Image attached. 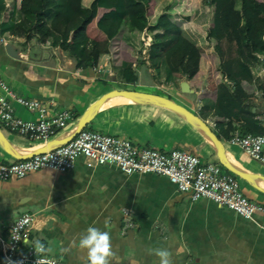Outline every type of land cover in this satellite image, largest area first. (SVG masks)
Instances as JSON below:
<instances>
[{
	"label": "crops",
	"instance_id": "0c3cea01",
	"mask_svg": "<svg viewBox=\"0 0 264 264\" xmlns=\"http://www.w3.org/2000/svg\"><path fill=\"white\" fill-rule=\"evenodd\" d=\"M92 1L84 0V4L88 7ZM86 35L98 43L102 55L99 66L89 72L78 70L76 61L60 48L52 49L36 39L3 37L6 43L0 44V78L20 96L43 104L50 117L63 110L72 111L76 123L94 102L115 90L94 91L97 83L108 86L113 78L120 82L111 70L113 64L129 61L137 72L145 64L136 62L135 49L124 41L107 40L97 28V20L88 27ZM7 44L17 49L19 60L8 55ZM148 48L145 46L142 53L138 50L140 55L146 52L145 61ZM207 63L201 59L199 71L192 79L183 78L186 76L181 72L175 74L179 84L189 83L193 90L190 94L172 85L155 83L152 70L146 66L151 80L164 93L158 95L171 98L188 109L191 107L190 110L222 139L217 124L227 125L228 120L214 117L212 111L201 115L205 100L216 99L217 86L223 81L219 61L215 73ZM254 74L255 81L245 82L236 94L257 115L259 125L264 128V65ZM12 104L17 117L38 120L37 113L16 102ZM0 128L3 131L1 122ZM70 128L54 139L65 137ZM88 128L127 139L140 148H152L165 154L187 151L199 156L203 163H219L212 145L201 133L173 112L158 106L116 97L101 108ZM8 132H4L5 135L23 153L43 145ZM222 141L231 162L264 177V160H253L238 146ZM262 156L264 159V147ZM9 158L12 157L0 146V159L11 163ZM239 180L242 193L264 205V193ZM257 184L264 189V180ZM126 211L129 215H125ZM24 214L35 216L30 242L44 244L47 252L59 258L62 264H87L86 250L66 249L73 240L78 242L89 226L110 232L115 252L111 264H159L155 255L148 254L149 248L158 247L170 250L173 264H264V215L243 218L211 200L193 201L165 176L128 175L108 164L88 167L85 158H79L75 168L65 173L42 170L24 179L0 181V234L6 236Z\"/></svg>",
	"mask_w": 264,
	"mask_h": 264
},
{
	"label": "trees",
	"instance_id": "16d2710c",
	"mask_svg": "<svg viewBox=\"0 0 264 264\" xmlns=\"http://www.w3.org/2000/svg\"><path fill=\"white\" fill-rule=\"evenodd\" d=\"M173 1L93 0L87 7L84 0H0V35L6 39H36L52 49L60 48L76 61L78 70L89 72L102 60L98 43L86 35L95 20L107 40L120 38L140 53L143 47L139 39L146 32L151 44L147 60L140 62L152 70L155 83L179 89L175 74L181 72L188 79L195 77L202 51L172 20ZM208 3L214 7L208 38L214 43L223 81L217 86L216 99L205 100L201 115L212 111L214 117L228 120L227 125L217 124L223 140L230 141L237 132L241 136L261 135L264 128L259 125L257 115L236 93L245 82L255 81L254 72L264 58V0H208ZM152 6L158 12L153 20L148 17ZM111 70L122 83L139 82L132 62L113 64Z\"/></svg>",
	"mask_w": 264,
	"mask_h": 264
},
{
	"label": "built area",
	"instance_id": "2783aa9c",
	"mask_svg": "<svg viewBox=\"0 0 264 264\" xmlns=\"http://www.w3.org/2000/svg\"><path fill=\"white\" fill-rule=\"evenodd\" d=\"M148 40L149 44L143 38L146 47L151 44L150 36ZM5 43L6 40L0 35V44ZM12 102L37 113L38 120L26 121L17 117ZM0 122L13 134L46 144L75 123V114L63 110L50 117L43 104L20 96L0 78ZM229 142L238 146L253 160H264V133L257 136L235 134ZM79 158H85L88 167L108 164L118 167L128 175L165 176L180 192L189 194L193 201L211 200L243 218L264 215V205L246 197L240 189L239 178L226 171L220 163H203L199 156L187 151L174 150L165 154L152 148H140L127 139L87 129L68 144L45 154L14 163H6L0 159V181L24 179L29 174L42 170L65 173L75 168ZM125 215H129V212L126 211ZM34 221L33 214H24L11 226L6 236L0 234V264H9V260L22 264H37V261L42 264H62L47 249L39 255L35 253L36 243L30 242Z\"/></svg>",
	"mask_w": 264,
	"mask_h": 264
},
{
	"label": "water",
	"instance_id": "95a60500",
	"mask_svg": "<svg viewBox=\"0 0 264 264\" xmlns=\"http://www.w3.org/2000/svg\"><path fill=\"white\" fill-rule=\"evenodd\" d=\"M6 51L8 55L13 59H20L17 49L12 46V44L6 45ZM262 64L264 65V58L262 59ZM181 92L184 94L193 93L188 82L180 83ZM116 97H125L132 100L135 103L143 105H154L164 109H167L181 119L189 123L195 130L201 133L212 145L214 152L218 158L219 163L230 173L234 174L238 178L247 182L251 187L256 190L263 192L264 189L258 186V182L264 180V177L255 173L248 172L238 166H236L228 158L226 153V146L224 142L218 137V135L213 131L211 126L203 120L199 115L188 109L187 107L179 104L175 100L153 93L135 91V90H112L102 97H100L96 102H94L87 111L77 120V122L70 128L67 135L62 138L53 139L41 147L34 150H30L26 153L19 151L13 146L8 137L0 128V146L6 154L17 161L27 160L33 156L45 154L58 147L64 146L72 141L78 134H80L84 129H86L96 118L101 108L111 99Z\"/></svg>",
	"mask_w": 264,
	"mask_h": 264
},
{
	"label": "rangeland",
	"instance_id": "374dc122",
	"mask_svg": "<svg viewBox=\"0 0 264 264\" xmlns=\"http://www.w3.org/2000/svg\"><path fill=\"white\" fill-rule=\"evenodd\" d=\"M249 1L251 2L252 0ZM172 4L173 6L170 14L172 20L180 25L185 32V36L201 49L202 59L205 60V62H208L207 64L211 66V68L213 69V73H215L217 71V64L219 59L214 51V43H212L208 38L209 29L213 24L214 7H212L208 3V0H174ZM157 14L158 12L154 6H152L148 11V17L151 20H153ZM148 36L149 35L146 32L140 36L139 41L141 43V47L145 48V43H150V41L148 40ZM143 38H145V43L143 42ZM117 40L121 41L120 38ZM35 52L37 51L35 50L34 53ZM134 53L136 62L141 65V58L143 59L146 52L144 53V55H140L139 51L135 50ZM138 74L139 84H137V86L133 84L124 85L120 82H116L114 78L110 79V81L107 78L109 81L108 86H105L102 83H97L95 84L94 91L96 93L103 92L108 89L118 88L154 94L163 93L159 90V87L157 88V86H155L154 82L151 80L148 73V66H146V64H143L142 69H140V72H138ZM183 78L188 79V77ZM190 109L192 108L190 107ZM89 128L87 127L86 129L88 130ZM3 131L9 134L8 130L5 127H3ZM9 160H11V163L16 162L12 158H9Z\"/></svg>",
	"mask_w": 264,
	"mask_h": 264
},
{
	"label": "clouds",
	"instance_id": "9594fccd",
	"mask_svg": "<svg viewBox=\"0 0 264 264\" xmlns=\"http://www.w3.org/2000/svg\"><path fill=\"white\" fill-rule=\"evenodd\" d=\"M112 237L110 232L102 231L95 226H89L77 240H73L66 251H70L73 247H78L81 251L86 250L87 264H111V260L115 257L112 248ZM35 253L41 254L46 251L44 244L39 241L35 245ZM149 255H155L159 264H173L172 253L167 248H149ZM9 264H22V262H11ZM37 264H42L37 261Z\"/></svg>",
	"mask_w": 264,
	"mask_h": 264
},
{
	"label": "bare ground",
	"instance_id": "6f19581e",
	"mask_svg": "<svg viewBox=\"0 0 264 264\" xmlns=\"http://www.w3.org/2000/svg\"><path fill=\"white\" fill-rule=\"evenodd\" d=\"M123 98H125V97H123ZM125 99H128V98H125ZM128 100H130V99H128ZM132 101V100H131Z\"/></svg>",
	"mask_w": 264,
	"mask_h": 264
}]
</instances>
